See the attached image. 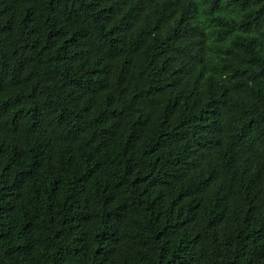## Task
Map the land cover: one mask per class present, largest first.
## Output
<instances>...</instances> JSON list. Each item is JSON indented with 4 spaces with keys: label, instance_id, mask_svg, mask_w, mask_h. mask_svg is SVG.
I'll use <instances>...</instances> for the list:
<instances>
[{
    "label": "trees",
    "instance_id": "1",
    "mask_svg": "<svg viewBox=\"0 0 264 264\" xmlns=\"http://www.w3.org/2000/svg\"><path fill=\"white\" fill-rule=\"evenodd\" d=\"M0 264H264V0H0Z\"/></svg>",
    "mask_w": 264,
    "mask_h": 264
}]
</instances>
